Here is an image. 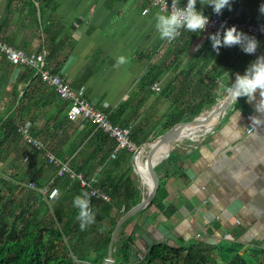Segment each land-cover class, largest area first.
I'll use <instances>...</instances> for the list:
<instances>
[{
  "label": "crops",
  "instance_id": "obj_1",
  "mask_svg": "<svg viewBox=\"0 0 264 264\" xmlns=\"http://www.w3.org/2000/svg\"><path fill=\"white\" fill-rule=\"evenodd\" d=\"M262 3L232 0L231 11L226 8L216 15L211 6L199 2L197 10L223 20L264 24L258 11ZM161 12L149 0H0V40L31 56L45 54V68L107 112L114 125L130 128L131 140L139 146L135 139L162 131L173 110L191 106L194 93L200 91L201 98L213 87L218 102L228 94L236 74L244 71L237 63L236 71L211 86L207 71L221 70L233 52L243 55L242 50L224 47L217 55L210 34L184 29L175 40H162L155 26ZM259 44L264 46V38ZM205 50L210 54L195 72L197 54ZM119 56L128 63L117 68ZM193 72L206 77L200 82ZM259 99L257 93L252 103L246 98L234 101L213 132L172 151L173 176L165 187L168 202L178 210L168 217L153 206L134 219V230L140 228L131 250L136 263L159 242L180 247L192 240L212 244L225 240L237 241L246 250L264 249V114L256 111ZM69 104L39 80L35 68L14 65L0 53V130L5 122L20 124L17 133L0 135V188L16 180L15 184L29 187L34 183L41 193L55 190L57 195L49 200L52 206L65 197L73 203L88 192L102 203L113 201L111 215L124 216L128 211L120 205L126 187L114 197L109 192L116 186L113 181L121 183L127 173L138 183L134 170L139 154L118 149L116 141L89 119L70 120ZM252 116L259 122L253 123ZM247 120L255 127L252 133ZM26 136L40 141L43 148L33 147ZM49 155L89 186L78 178L59 177L60 168ZM93 191L107 199L92 195ZM141 195L144 199L148 193L141 189ZM140 252L143 260L137 257Z\"/></svg>",
  "mask_w": 264,
  "mask_h": 264
},
{
  "label": "trees",
  "instance_id": "obj_2",
  "mask_svg": "<svg viewBox=\"0 0 264 264\" xmlns=\"http://www.w3.org/2000/svg\"><path fill=\"white\" fill-rule=\"evenodd\" d=\"M237 21L246 24H258L253 23L251 20H247L249 22ZM263 38L260 37L257 40L260 41ZM261 49L263 50L264 46ZM203 53L205 54H197L198 63L195 64V72L210 54L206 50ZM242 53L243 55H238V53L233 52V55H230L231 58L226 61L221 70L217 72H214V70L207 71L205 75L209 76V79L211 78V86L219 83L220 79H224L228 73L236 71L237 63L244 66L243 74L245 73L255 57L246 55L243 51ZM205 75L197 76L195 73L196 80L201 82L206 77ZM38 78L42 81L40 77ZM212 88L211 91H204L205 98L204 95L199 98L201 96L200 91L198 93L193 92L195 100L191 101V106L173 110L175 113L171 116L170 121L155 136L135 139L139 146L164 134L176 124L193 120L203 111L212 108L217 103V95L212 92ZM19 112L22 114L24 111L20 108ZM110 117L112 121L116 122L113 115ZM19 126L20 124L16 121L5 122L1 127L0 135L17 133ZM173 154L174 152L166 160L170 161L171 164L174 162L175 155ZM183 159L180 158L182 161ZM166 161L162 162L161 165ZM171 176H173V171L163 172L162 185L164 186H161L153 202L139 214L153 206L168 217L176 213L178 207L168 202V191L165 187ZM15 181L4 182L6 187L2 190L0 188V264L104 263L108 257L112 233L124 214L120 212L111 215L115 207L113 201L102 203L88 194L90 206L95 213V223L89 225L86 230L81 231L80 223L76 219L78 209L68 201L69 198L65 197L58 204L52 206L48 201L52 193L47 192L44 194L39 192L38 188H30L27 185L28 189L25 184H15ZM59 181L66 182L64 180ZM113 182L116 186L109 192L112 197H114L113 193L120 192L121 187H126L127 193H125V198L120 205V207H125V211L131 210L142 201L141 189L138 188V183L131 179L129 173L126 174L121 183ZM101 185L103 187L105 184L101 183ZM26 189L27 191L24 192ZM66 193L68 194V192ZM136 218L135 216L132 217L122 228L124 229ZM137 227L130 236L122 240L119 246L115 242V264H264V249L251 248L246 250L244 245L237 241H221L212 244L201 240H192L190 243L177 248L165 242L155 243L151 245L145 260L136 263V260H133L135 257H132L131 250L135 239L140 235L138 232L140 228ZM122 228L120 231H122ZM63 241L66 244L61 250L57 251V246Z\"/></svg>",
  "mask_w": 264,
  "mask_h": 264
},
{
  "label": "clouds",
  "instance_id": "obj_3",
  "mask_svg": "<svg viewBox=\"0 0 264 264\" xmlns=\"http://www.w3.org/2000/svg\"><path fill=\"white\" fill-rule=\"evenodd\" d=\"M199 2L201 6H211L216 15H222L226 8L229 11L232 10V0H199ZM258 11L264 15V3L260 5ZM209 22V17L204 15L203 11L197 10V0H187L186 7L179 6V0H172L170 13H158L155 26L162 40L173 41L181 35V29L193 33L204 32ZM208 39L217 55L220 54L221 48L234 46H239L245 54L255 55L259 45L256 37L239 31L235 25L222 26L221 30L210 34ZM127 63L128 59L125 56H119L116 59L115 67L119 68ZM226 91L235 101L238 102L240 98H246L249 103L257 101V93H259L260 99L255 104V108L258 113L264 114V55L257 56L243 75L237 73L235 81L227 87ZM250 119L253 123L259 122L256 116H252ZM138 147L141 148V146ZM54 191L51 197L57 195L58 192ZM52 199L50 198V200ZM73 204L78 209L76 219L80 223V230L84 231L89 225L95 223V213L90 206L88 193L76 196Z\"/></svg>",
  "mask_w": 264,
  "mask_h": 264
},
{
  "label": "built area",
  "instance_id": "obj_4",
  "mask_svg": "<svg viewBox=\"0 0 264 264\" xmlns=\"http://www.w3.org/2000/svg\"><path fill=\"white\" fill-rule=\"evenodd\" d=\"M154 6H157L163 13L168 14L171 11L172 0H149ZM199 0H197V4ZM187 0L185 2L179 1V6L186 7ZM207 16V15H206ZM209 17V25L207 29L203 32L204 34H213L218 30H221L222 26L231 27L235 25L239 31H242L249 36H254L257 38L264 37V25L263 24H246L241 22H230L225 21L218 16H208ZM237 48L241 49L239 46ZM262 52L260 44L258 45L257 51L255 55H249L252 57H257ZM0 53L4 55L7 60L14 65H25L32 68H35L37 71V77H40L43 82L49 84L54 87L57 93L64 99L68 100L71 103L70 110L68 112V117L72 121H76L78 119H89L96 126L98 130H101L108 134L111 138H113L117 143L118 149H127L131 152H135L136 154L139 152V147L131 140L132 131L130 128H120L114 125L109 118V115L106 114L103 110L97 108V106L87 99L81 97L78 92L71 88V86L66 83L63 78L57 75H53L46 66V55L42 54L40 56H31L27 54L24 50L15 48L8 43L0 40ZM248 55V54H246ZM247 127H249L248 133H252L255 129L254 125L250 123L249 120L246 121ZM27 141L36 149H42L43 144L30 137L26 136ZM50 161L56 164L60 170L58 172L59 177L70 176L73 179L80 180L83 186H89L88 182H86L81 176L76 175L71 172L66 165L62 164V161L53 157L51 155L48 156ZM30 187L36 188L35 184H30ZM46 194L47 192H44ZM92 195L97 197H104L107 199L105 194H99L97 191H93ZM55 195L51 197L54 198ZM124 211V209H123ZM146 252V251H144ZM144 252H140L137 254L138 259L143 260Z\"/></svg>",
  "mask_w": 264,
  "mask_h": 264
},
{
  "label": "water",
  "instance_id": "obj_5",
  "mask_svg": "<svg viewBox=\"0 0 264 264\" xmlns=\"http://www.w3.org/2000/svg\"><path fill=\"white\" fill-rule=\"evenodd\" d=\"M262 55H264V50H262L259 56ZM234 101L235 100L227 94L212 108L202 112L195 119L180 122L164 134L141 146L140 155H142L141 157L146 162V165L153 176V186L149 189L148 196L144 198L138 205L129 210L117 223L111 236L108 257L103 264H115L114 244L121 228L128 220L139 214L142 210L146 209L158 194L162 183V176L159 171L161 163L170 157L172 151L176 147L189 144L190 142L195 141L197 138L213 132L217 125L221 122L222 118L226 115ZM165 145H167L169 148L165 157H163L161 161L154 163L151 160V155L158 147Z\"/></svg>",
  "mask_w": 264,
  "mask_h": 264
},
{
  "label": "rangeland",
  "instance_id": "obj_6",
  "mask_svg": "<svg viewBox=\"0 0 264 264\" xmlns=\"http://www.w3.org/2000/svg\"><path fill=\"white\" fill-rule=\"evenodd\" d=\"M198 139V138H197ZM166 161V160H165ZM145 165H143L144 167ZM171 166L172 164L170 163V161H166L163 165H161V168L159 167V171L161 173V176L163 174V172H170L171 171ZM134 168V166H133ZM136 170H134L136 173V181H138V184L141 186L140 189H143L145 190L147 193L149 192V186L148 184L146 183V181L144 180V178L138 173L137 171V168H135ZM170 169V171H169ZM5 175H9V174H5ZM0 177H3V176H0ZM145 184V185H144ZM147 185V186H146ZM139 189V190H140ZM141 193V191H140ZM143 197V196H142ZM151 208H154V207H151ZM150 208V209H151ZM149 210V209H148ZM141 214H144V211L141 213ZM141 214H138L137 218H139L141 216ZM137 220V219H136ZM135 221V220H134ZM134 221H132L130 224L126 225V227L123 229L122 228V231H120V234L119 236L117 237V240H116V244L117 246L120 245V243L122 242V240L125 238H127L128 236H130L135 230H134ZM126 224V223H125ZM125 224L123 225V227L125 226ZM145 230V228H143ZM122 232V233H121ZM227 236V235H226ZM227 240H231L230 237H226ZM225 241V240H224ZM66 243L63 241L61 243H59V245L57 246V251L58 250H61L63 248V246L65 245ZM177 247V245H176Z\"/></svg>",
  "mask_w": 264,
  "mask_h": 264
},
{
  "label": "bare ground",
  "instance_id": "obj_7",
  "mask_svg": "<svg viewBox=\"0 0 264 264\" xmlns=\"http://www.w3.org/2000/svg\"><path fill=\"white\" fill-rule=\"evenodd\" d=\"M225 21H229V20H225ZM230 22H238V21H230ZM247 24H249V23H247ZM168 149L169 148L167 145L158 147L154 151V153L151 155V160L154 163L161 161V159H163V157H165ZM138 154H139V158L137 159V164H136L137 171L144 178V180L146 181V183L148 184L149 189H150L153 186V176H152L149 168L147 167L146 162L141 157L142 155H140V151L138 152ZM143 165H145L146 169H144Z\"/></svg>",
  "mask_w": 264,
  "mask_h": 264
}]
</instances>
